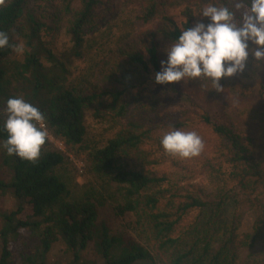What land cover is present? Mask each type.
I'll return each mask as SVG.
<instances>
[{"label":"trees","instance_id":"obj_1","mask_svg":"<svg viewBox=\"0 0 264 264\" xmlns=\"http://www.w3.org/2000/svg\"><path fill=\"white\" fill-rule=\"evenodd\" d=\"M62 4L71 47L57 55L61 12L51 1L0 0V193L18 201L0 213V264H14V255L50 264L58 243L68 259L52 264H264V81L240 88L194 66L193 77L174 83L190 71V51L211 57L214 39L241 40L240 9L264 29V0ZM180 5L177 16L166 13ZM155 21L154 30H136ZM116 23L128 29L115 32ZM97 35L101 59L72 81L73 62ZM133 74H155L189 105L199 97L208 107L147 97ZM224 98L253 103L235 114ZM86 111L105 128L85 147ZM250 117L259 123L242 121ZM38 124L68 149L85 150L99 185L72 188L60 173L64 154L30 131Z\"/></svg>","mask_w":264,"mask_h":264},{"label":"rangeland","instance_id":"obj_2","mask_svg":"<svg viewBox=\"0 0 264 264\" xmlns=\"http://www.w3.org/2000/svg\"><path fill=\"white\" fill-rule=\"evenodd\" d=\"M51 1L60 11L59 17H61L60 22V33L58 35L54 52L57 55L62 54L71 47L70 37L67 34L66 30V18L62 14L63 10V0H43ZM72 2V7H76L78 0H70ZM42 6L44 3L41 4ZM182 6H176L166 10L168 15L177 16L179 10ZM242 20H239V17L235 18V21L240 24L241 27V40L233 41L231 37H226L223 40L214 39L211 42V48L213 55L211 57L205 56L202 52L196 50L190 51L185 58L190 64V71L184 72L180 71L174 75V83L178 80L190 77L193 75L192 71L194 66L197 67H211L218 74H221L225 77L229 85L235 84L237 87L245 88L247 84L251 88H254V83L257 79L264 81V29L261 24L257 21L250 18L249 14L240 9L238 12ZM125 17V16H123ZM133 21V17H132ZM136 30L145 31L149 29H156L158 21H155L151 25L142 26L139 22L135 23ZM227 29L226 27H224ZM122 29H128L124 27L123 23H116L114 28L115 32H120ZM95 41L87 42L85 47L86 55L82 60L74 61L71 66V80L77 81L79 77L84 76L91 68L92 64L99 61L102 57L101 49H104L103 42L105 41L100 35L95 36ZM133 83L138 90L141 89L144 92V95L154 96V97H163L167 95H172L175 97V102L173 107H178V104L183 107V109H206L208 105L201 101V99L192 98L191 105H189L183 98H179L177 93H175L174 83L163 82L162 80L156 79V75L152 74L149 77L136 76L133 74ZM193 77V76H192ZM173 84V85H172ZM175 87H177L175 85ZM135 89V90H137ZM223 102H226L231 109H235V114H238L241 109L246 108L245 100L238 98H224ZM246 119V118H245ZM248 121L242 120L245 122H252L254 124L259 123L257 117H250ZM85 127H86V137L84 141V146L90 145L92 142H99L103 138V131L105 125L99 121H96L92 117L91 111H86L85 114ZM40 130L48 143L49 149L57 150L64 154L66 157L63 167L60 169V173L65 177L67 182L72 188L77 185L79 188L87 185H99L97 178L92 176L88 172V165L86 163V151L83 149L76 148L70 150L64 146L63 142L55 137L44 127L42 124H38V127L32 126L31 130L37 129ZM39 136V133H37ZM41 141V140H40ZM83 146V148H84ZM161 171H172L173 169L167 165H163L159 168ZM189 183L197 184L206 189H212L210 181L203 176H187ZM83 190V189H82ZM261 202L264 204V197L261 198ZM18 206V201L14 199L10 192L5 194L0 193V213L11 212ZM246 226L243 231H248L249 225L253 221V217H248L246 220ZM2 226L0 218V229ZM14 249V246H12ZM15 250V249H14ZM48 262L52 263H64L67 261L68 256L65 253V247L63 244L58 243L54 246L52 251L47 256ZM14 264H20L17 255H14Z\"/></svg>","mask_w":264,"mask_h":264}]
</instances>
